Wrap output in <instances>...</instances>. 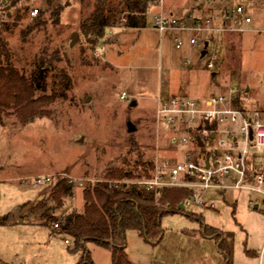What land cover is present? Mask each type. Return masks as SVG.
I'll list each match as a JSON object with an SVG mask.
<instances>
[{"label":"rangeland","instance_id":"rangeland-1","mask_svg":"<svg viewBox=\"0 0 264 264\" xmlns=\"http://www.w3.org/2000/svg\"><path fill=\"white\" fill-rule=\"evenodd\" d=\"M97 1L20 0L0 28L8 50V55L0 52V66L10 63L33 77L37 56L55 54V61L46 65L38 82L37 95L57 94L47 116L27 124L15 114L2 116L0 219H24L14 226L0 223V257L6 264H76L81 259L80 251H72L73 241L65 232L52 231L45 207L33 208L41 200H48L47 207L54 206L48 196L59 179L69 183L74 179V195L65 198L63 207L53 209L57 217L81 210L83 188L104 179L112 169L132 167L139 158L180 157L166 135L158 134L154 120L155 98L170 93L171 81L197 82L200 93H188L198 98L233 84L236 104L257 110L264 118V0H231L232 5L244 3L253 23L244 33H230L218 41L223 48L214 70L206 65L210 52L202 56L198 49L192 55L189 49L178 50L169 32L154 28L150 16L144 26L117 23L108 27L93 48L79 25ZM31 5L39 8V15L44 11L45 23L28 30ZM58 5L59 16H52ZM73 33L76 40L71 44ZM231 44H235L234 51ZM233 54L237 59L231 58ZM212 71L216 74L211 75ZM62 72L70 81L62 78ZM122 91L129 101L120 98ZM133 100L136 105L131 106ZM130 123L135 130H129ZM188 147L196 158L207 152L206 148L202 152L196 146ZM258 160L249 161V175L264 169V158L260 166ZM41 174H53L55 179L37 184L34 178ZM136 179L125 178L127 184ZM203 195L204 203L188 198L182 212L162 216L164 237L158 245L129 230V259L134 264H219L218 244L203 234L208 225L234 233L233 264H264V198L247 189L220 187H211ZM88 248L95 264H112L109 249L93 243Z\"/></svg>","mask_w":264,"mask_h":264},{"label":"built area","instance_id":"built-area-1","mask_svg":"<svg viewBox=\"0 0 264 264\" xmlns=\"http://www.w3.org/2000/svg\"><path fill=\"white\" fill-rule=\"evenodd\" d=\"M19 1L0 0V28ZM230 2L147 0L144 14L151 17L154 28L160 33L172 34L178 50L193 52L198 49L202 54L206 48V53H211L207 68L214 70L223 48L222 43L218 47V41L230 33H244L246 27L253 23V16L244 3L232 5ZM29 14L32 18L38 16L39 8L31 5ZM125 21L126 17L122 16L121 23ZM102 51L99 47L98 53ZM186 59L190 61V57ZM156 97L154 120L157 131L160 130L158 134L166 135L176 156L180 157L159 158L157 155L151 175L132 180L130 184L154 191L162 187H187L191 189L189 198L199 203H204L203 193L211 187L247 189L264 198V169H256L251 175L248 172L250 160L256 162L261 156L256 163L260 166L264 158V118L259 111H248L236 104L237 93L233 84L225 91L206 97L188 94H158ZM120 98L129 101L126 91L121 92ZM250 131L253 132L252 137ZM200 142L204 143L208 153L203 152ZM189 145L192 149L194 146L201 149L200 158L192 156ZM54 179L53 174H41L34 181L44 184L52 183ZM73 181L71 179L70 183ZM59 226L58 222L54 224L55 229Z\"/></svg>","mask_w":264,"mask_h":264},{"label":"trees","instance_id":"trees-1","mask_svg":"<svg viewBox=\"0 0 264 264\" xmlns=\"http://www.w3.org/2000/svg\"><path fill=\"white\" fill-rule=\"evenodd\" d=\"M48 2L51 3V0ZM146 5L147 0H117L114 4H110L109 0H98L94 10L80 22L79 30L94 48L103 39L108 27L121 24L122 16L126 17V26H144ZM60 11L61 6L58 5L50 14L58 17ZM43 15L44 11L41 10L39 16L32 18L27 29L33 30L43 25ZM17 17L21 18V15ZM230 50H235V44H231ZM0 52L8 55L6 42L1 36ZM231 58L237 59V54ZM55 59V54L42 53L37 56L36 76L33 77L27 76L10 63L0 66V123L5 114H15L22 124L50 114L49 106L57 94L37 95V89L46 65L53 64ZM61 75L70 81L65 72ZM200 144L204 147L203 142ZM152 168L153 160L139 158L132 167L110 170L106 173L107 177L83 188L81 210L75 209L57 217L53 209L63 207L65 198L74 192L72 184L61 178L48 196V199L54 201V206L47 207L48 200H41L33 208L45 207L44 214L52 222V231L65 232L72 239V251L81 252V259L76 264H95L88 248L89 243L109 249L112 264H134L127 253V232L136 230L146 242L158 245L164 237L162 216L168 212H182L179 205L191 195V189L187 187H162L154 191L124 181L125 178L149 177ZM8 222L7 218L0 219L1 224ZM56 222L60 226L55 229ZM203 234L218 244L222 257L219 264H233L234 233L204 225ZM0 264L6 263L0 258Z\"/></svg>","mask_w":264,"mask_h":264},{"label":"crops","instance_id":"crops-1","mask_svg":"<svg viewBox=\"0 0 264 264\" xmlns=\"http://www.w3.org/2000/svg\"><path fill=\"white\" fill-rule=\"evenodd\" d=\"M147 9V5H146V8H145V10ZM146 17H148L147 15H145V25L147 24V18ZM151 18V17H150ZM151 22H152V20H151ZM153 23V22H152ZM124 24V23H123ZM169 35L171 36V37H173L172 36V34L171 33H169ZM172 41H173V39H172ZM191 54L190 55H192V52H190ZM189 56V55H188ZM216 74V72L215 71H212L211 72V75H215ZM189 81L187 82V81H185L184 83H181V82H175V81H171L170 82V85H168V92H170V93H166L167 95H182V94H188V95H191V94H189L190 92H193V94L195 95H198L199 93H200V91H201V89H200V87L198 86V84H196L197 82H194L193 83V81H191L190 79H188ZM197 88V89H196ZM178 90V91H177ZM177 92V93H176ZM182 93V94H178V93ZM189 92V93H188ZM194 95H191V96H194ZM194 97H196V96H194ZM73 195H74V192L72 193ZM258 206V205H257ZM22 223H24V219H21V220H19V221H11V220H9V222H8V225H11V226H14V225H19V224H22ZM1 258V257H0ZM2 259V258H1ZM219 262H221V261H219Z\"/></svg>","mask_w":264,"mask_h":264},{"label":"water","instance_id":"water-1","mask_svg":"<svg viewBox=\"0 0 264 264\" xmlns=\"http://www.w3.org/2000/svg\"><path fill=\"white\" fill-rule=\"evenodd\" d=\"M15 2L13 1L12 2V4H14ZM75 40H76V34L75 33H73L72 34V40H71V44H74V42H75ZM205 45L207 46V42L205 43ZM208 50L205 48V49H203V51H202V56H204L205 54H206V52H207ZM134 105H136V101L135 100H133L132 102H131V106H134ZM135 126L134 125H131V123L129 124V130L130 131H133V130H135ZM252 131H250V137H252ZM258 206L257 205H255V208H257ZM184 208H185V201H182L181 202V204L179 205V209L180 210H184Z\"/></svg>","mask_w":264,"mask_h":264}]
</instances>
